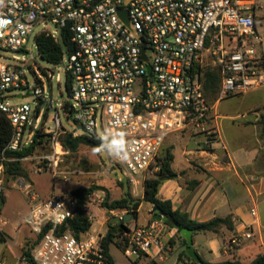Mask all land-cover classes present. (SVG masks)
Masks as SVG:
<instances>
[{"label": "built area", "instance_id": "built-area-1", "mask_svg": "<svg viewBox=\"0 0 264 264\" xmlns=\"http://www.w3.org/2000/svg\"><path fill=\"white\" fill-rule=\"evenodd\" d=\"M260 1L4 0L0 7V112L13 127L7 149L19 151L33 144L41 129L37 125L42 109L48 106L55 111V129L43 126L53 149L41 158L43 168L55 171L68 154L60 143L63 134L93 136L101 143L103 137L123 135L129 159L108 155L107 172L116 173L119 167L135 192L140 184L144 188L147 179L157 177L170 136L192 130L218 134L216 127H207L214 106L204 94L206 69L221 75L219 100L264 88L263 38L256 14L258 6L263 8ZM42 34L65 45L61 61L45 70L49 82L60 84L64 78L70 97L64 104L46 100L42 86L28 87L24 57L30 55L27 46L34 39L37 50L29 66L34 63L39 56L37 38ZM3 53L22 57L14 56V63H9ZM16 89L39 99V108L10 105L6 93ZM57 108L66 115L70 129L62 125ZM26 192L31 209L23 222L40 237L32 251L34 263L104 264L103 233L92 229L80 237L59 233L76 216L73 194L39 200L30 186ZM93 196L105 202L103 191H94ZM251 214L256 216L255 208ZM252 236L247 227L223 244L224 253L233 256ZM125 237L128 256L163 260L169 240L161 221L133 226ZM0 264L6 263L0 260ZM17 264L32 262L21 255Z\"/></svg>", "mask_w": 264, "mask_h": 264}, {"label": "crops", "instance_id": "crops-1", "mask_svg": "<svg viewBox=\"0 0 264 264\" xmlns=\"http://www.w3.org/2000/svg\"><path fill=\"white\" fill-rule=\"evenodd\" d=\"M263 108L264 101L242 114L214 111L208 124L212 123L211 126L218 129L214 139H209L201 131L192 130L172 135L166 141L167 147L172 148V169L178 177L161 185L159 199L171 201L173 209L187 214L189 219L197 223L217 218L230 219L231 228L222 226L217 231L194 233V248L205 262L216 264L239 260L249 263L264 254V134L262 126L258 124L264 116ZM189 135L194 139L191 148V142L184 141ZM177 136H181L182 141L175 138ZM216 145H220V148ZM176 147L179 148V155L176 154ZM145 205L141 204L138 216ZM146 206L149 216L143 225L156 221L151 214L153 207ZM253 208L256 209V216L251 214ZM137 218L134 226L140 225ZM247 227H251L253 236L233 256L226 255L223 244L244 232ZM165 235L169 242L163 252V260L142 257L135 260L134 264H142L143 261L147 264H189L182 256L187 248L176 230L165 228ZM25 237L15 242L22 244ZM13 244L1 240L0 256L4 254L6 245L14 255L18 254Z\"/></svg>", "mask_w": 264, "mask_h": 264}, {"label": "rangeland", "instance_id": "rangeland-1", "mask_svg": "<svg viewBox=\"0 0 264 264\" xmlns=\"http://www.w3.org/2000/svg\"><path fill=\"white\" fill-rule=\"evenodd\" d=\"M261 5L263 8L259 9L258 6L256 14L260 17L257 23V29L263 38L262 49L264 51V0H262ZM51 29L55 30L53 26H51ZM64 46L65 45L63 44L62 47L64 48ZM27 49L30 55L24 57V61L27 64L24 69L27 71L26 77L28 87L34 89L38 86H42L45 99L48 101L52 99L55 104L69 102L70 97L64 78H62L60 84L55 80L49 82L46 78L45 70L51 69V65L48 62L43 60L39 55L34 60V63L29 66L30 61L33 59V54H35L37 50L34 39L28 43ZM3 55L6 57L5 62L9 63H14V56H19L18 54L13 53L7 55L3 53ZM37 77L41 78L42 84H40ZM27 92L28 91L24 89H16L7 92L6 96L10 97L9 104L13 106L29 104L32 110L36 111L39 108L40 100L32 95H27ZM19 95H23V98H15ZM263 101L264 88L253 90L246 94L225 97L219 100L216 106H213H215L214 111L219 113L227 112L229 114H242L249 108L257 104H262ZM261 110L264 113V108ZM57 111L61 114L62 125L67 129H70L71 125L68 123L66 115L63 114L60 108H57ZM54 115L55 111L48 106H45L42 109L40 123L37 125V128H43V126H45L47 129L54 130ZM211 125L213 124L211 123L210 125H207L208 129L213 128ZM203 134L207 133L204 132ZM207 136L209 139H214L213 137H215L214 134ZM175 138L182 141L181 136ZM184 141L191 142L190 148L194 146V139L191 135H189L187 140ZM216 147L220 148V145H216ZM165 148H167V145ZM52 150V147L47 145V149L44 153L41 152L35 156L22 159V165L28 174V178L7 179L3 175V166L0 165L1 193H3L2 211L0 215V241L8 240L10 243H14L13 245L18 251V254L14 255L7 245L4 246L5 252L8 253V255L4 252V254L0 256V260L6 264H17V259L21 256L25 245L32 244L36 238L31 232L29 226L23 222L24 217L28 215L31 209V201L26 192L27 186H30L32 192L39 196V200H46L51 196L62 195L78 189L90 187H98L95 192L103 191L105 196L109 193L111 201L120 199L122 195L127 192H130L135 199H141L143 196L142 184L139 185L138 191L135 192L121 172L108 173V167L104 162L102 153H93V148L83 146L77 154H66L62 157L55 171L43 168L44 163L41 161V158L50 154ZM48 151L49 153H45ZM179 153V148L176 147V154L179 155ZM54 172H57L58 174ZM117 181L123 183V186H120ZM103 203L104 202H100L95 196H93L92 199L90 198L87 205V214L90 219H92V230L101 232L105 235L109 222L115 217L123 218L124 215L123 211L109 212L103 207ZM148 216V207L145 205L137 218L140 226L145 223V218H148ZM130 220L131 218L127 222ZM101 222H103V224H100ZM135 223L136 219L131 220L129 226L133 227V224ZM25 235L26 237L22 244H20V242H15ZM110 253L115 259V264H134L136 260L134 257L128 256L124 250L114 244L110 247ZM142 264H147V262L143 261Z\"/></svg>", "mask_w": 264, "mask_h": 264}, {"label": "trees", "instance_id": "trees-1", "mask_svg": "<svg viewBox=\"0 0 264 264\" xmlns=\"http://www.w3.org/2000/svg\"><path fill=\"white\" fill-rule=\"evenodd\" d=\"M37 48L40 57L51 65H57L62 59V45L55 42L51 37H47L44 34L38 36ZM203 86L207 101L211 105H215L219 100V90L221 86L220 73L215 69H206L203 78ZM258 124L262 126V131L264 134V116L261 118ZM12 135L13 127L9 118L0 112V165L3 166V175L10 180L26 177L28 178V174L22 165V159L35 156L41 152L44 153L48 145L47 135L44 133L43 128H41L36 134L33 144H31L29 147L23 148L19 151H10L7 149V146L12 139ZM60 143L71 155L77 154L83 146H88L94 149L95 147L101 145V142L96 140V138L93 136L83 135L79 137H73L70 134L61 135ZM165 147L163 149L160 171L157 177L149 178L145 181L144 194L141 199H135L130 192H127L124 193L120 199L111 201L110 194L107 193L103 207L109 212H126V215H131V220H134L138 216L141 204H146L151 207L157 206L164 212V215L167 219L164 223L166 230H176L177 234L182 238L186 248V240L181 236V230L184 228L194 230L195 233L217 231L222 226L231 228L232 226L229 218H217L209 222L197 223L189 219L187 214L181 212L178 209H173L171 201H162L159 199L158 195L161 185L165 181L174 180L178 177L172 169V163L174 161L172 148ZM45 153H49V151ZM117 182L120 186H123V183L119 181ZM97 188L98 187L82 188L69 192L77 198V213L73 219H69L63 226L60 227V234L70 232L76 237H80V235L88 232L91 229L92 221L87 214V205L90 201L91 195ZM0 195L1 214L3 193ZM130 221H121L120 223H113L112 221L109 222L107 232L102 241V247L106 257L104 264H114V260L110 254L111 245L114 244L120 249L126 251L127 239L125 234L130 229ZM39 240L40 237L35 238L32 244L25 245L21 253L22 256L29 258L32 264H36L32 260V251ZM171 243L172 241L170 244ZM182 256L188 260L189 264H197L186 254V252H183ZM202 261L205 264H211L205 262L204 260ZM216 264H264V254L258 255L249 263H243L239 260H229Z\"/></svg>", "mask_w": 264, "mask_h": 264}, {"label": "water", "instance_id": "water-1", "mask_svg": "<svg viewBox=\"0 0 264 264\" xmlns=\"http://www.w3.org/2000/svg\"><path fill=\"white\" fill-rule=\"evenodd\" d=\"M27 95H29V93H27ZM23 98V95H19L18 99ZM102 157L104 159V162L106 165L110 164V160L109 157L106 153H102ZM121 172V169L119 167H116V173ZM122 173V172H121ZM0 199H1V195H0ZM151 214L153 219H155L156 221H161V222H166V217L164 215V212L157 206H154L151 210ZM131 218V215H125L123 218H118L115 217L112 222L113 223H120L121 221H125L127 222L129 219ZM195 231L191 230V229H187L184 228L181 230V236L186 240L187 243V249H186V254L197 264H205L201 257L197 254L194 245H193V235H194Z\"/></svg>", "mask_w": 264, "mask_h": 264}, {"label": "clouds", "instance_id": "clouds-1", "mask_svg": "<svg viewBox=\"0 0 264 264\" xmlns=\"http://www.w3.org/2000/svg\"><path fill=\"white\" fill-rule=\"evenodd\" d=\"M3 4L4 0H0V7H2ZM93 153H106L107 155L122 161H127L129 159V147L124 140L123 135L119 136V138L113 137L111 139L103 137L101 145L95 147Z\"/></svg>", "mask_w": 264, "mask_h": 264}]
</instances>
